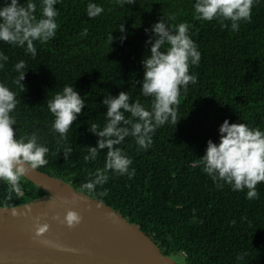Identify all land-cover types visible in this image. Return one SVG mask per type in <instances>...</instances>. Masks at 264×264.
Returning a JSON list of instances; mask_svg holds the SVG:
<instances>
[{
    "label": "trees",
    "instance_id": "obj_1",
    "mask_svg": "<svg viewBox=\"0 0 264 264\" xmlns=\"http://www.w3.org/2000/svg\"><path fill=\"white\" fill-rule=\"evenodd\" d=\"M27 2L20 0L23 5ZM33 2L39 17V0ZM88 2L58 0L56 36L34 42L35 57L0 41V51L9 57L0 69V82L17 99L12 113L16 135L36 132L39 142L49 148L48 163L37 169L103 201L138 225L164 254L184 264H264V182L256 185L258 198L247 199V189L218 187L202 171L199 160L209 139L219 142L218 129L225 119L264 130V0H254L251 20L241 21L238 30H232L230 22L223 27L219 20L198 19L194 0H136L124 7L114 0H92L104 8L95 18L87 15ZM163 17L171 26L189 25L201 53L199 64L190 67L197 82L181 89L175 106L177 124L157 128L146 149L132 137L117 146L132 160L131 178L109 172L107 183L93 191L82 190L90 173L104 166L106 149L95 161H85L84 156L87 146H95L98 139L88 131L89 124L105 123V96L124 91L146 108L151 105L150 97L139 94L141 61L148 54L145 28ZM121 23L127 39L110 44L108 34L118 38ZM20 60L26 65L23 88L14 83L18 77L14 65ZM65 85L74 86L86 102L64 142L73 149L67 160L57 144L58 134L51 131L53 116L47 108V100ZM20 186L22 193L17 195L0 182V208L46 194L24 178ZM238 256L243 259L237 260Z\"/></svg>",
    "mask_w": 264,
    "mask_h": 264
},
{
    "label": "clouds",
    "instance_id": "obj_2",
    "mask_svg": "<svg viewBox=\"0 0 264 264\" xmlns=\"http://www.w3.org/2000/svg\"><path fill=\"white\" fill-rule=\"evenodd\" d=\"M58 0H39L40 15L35 14L37 3L28 0L26 5L20 0H4L0 4V41L14 47L24 48L26 54H37L34 42L45 43L55 38L58 24L56 17ZM121 7L132 5L136 0H114ZM254 0H194L193 9L196 17L202 21L219 20L223 27L229 25L238 30L241 21H250ZM89 18H95L104 12V8L89 0L86 8ZM174 18V17H173ZM121 35L117 38L108 34L110 44L119 39H127L125 26L118 28ZM148 48L141 61L144 75L140 82V96L150 97V107H145L139 100H131L128 92L118 95L107 94L102 101L107 109L105 123L89 124L88 131L98 137L95 146H87L85 161H95L102 150L105 152L103 168L90 173V179L82 184V190L93 191L96 186L107 183L108 173L134 175L130 170L132 160L122 149L117 147L127 137H132L139 148L146 149L152 143L157 128L166 123L177 124L175 106L181 89L197 82V75L190 73V67L198 65L201 53L189 34V25L185 22L171 26L165 17L145 28ZM87 34V31L83 33ZM9 57L0 51V69H3ZM25 61L14 65L18 77L14 83L25 79ZM17 106L16 94L6 84L0 82V182H6L10 191L21 195V177L27 170L37 169L48 163L49 148L39 142L36 132L17 137L13 125H16L14 113ZM86 106L85 98L72 85H65L61 92L47 100V108L53 116L51 131L58 134L57 144L63 148V157L68 159L73 149L67 146V133ZM127 114V115H126ZM219 142L207 141L204 155L199 158L202 171L218 187L229 185L233 191L247 189L246 198H258L256 185L264 182V130L259 126L250 127L243 122H229L225 119L219 126ZM59 151V149H58ZM81 217L69 210L65 220L69 226L79 223ZM47 225L37 228L44 232ZM243 259L238 256L237 260Z\"/></svg>",
    "mask_w": 264,
    "mask_h": 264
},
{
    "label": "water",
    "instance_id": "obj_3",
    "mask_svg": "<svg viewBox=\"0 0 264 264\" xmlns=\"http://www.w3.org/2000/svg\"><path fill=\"white\" fill-rule=\"evenodd\" d=\"M21 178L46 194L0 208V264H179L138 225L71 183L30 168ZM69 210L81 217L74 226L65 220Z\"/></svg>",
    "mask_w": 264,
    "mask_h": 264
},
{
    "label": "rangeland",
    "instance_id": "obj_4",
    "mask_svg": "<svg viewBox=\"0 0 264 264\" xmlns=\"http://www.w3.org/2000/svg\"><path fill=\"white\" fill-rule=\"evenodd\" d=\"M175 260L179 263V264H184V261L180 258H175Z\"/></svg>",
    "mask_w": 264,
    "mask_h": 264
}]
</instances>
